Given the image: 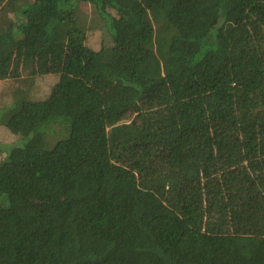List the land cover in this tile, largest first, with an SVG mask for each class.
Instances as JSON below:
<instances>
[{"label":"trees","instance_id":"trees-1","mask_svg":"<svg viewBox=\"0 0 264 264\" xmlns=\"http://www.w3.org/2000/svg\"><path fill=\"white\" fill-rule=\"evenodd\" d=\"M23 75L52 83L0 107V264H264V0H0Z\"/></svg>","mask_w":264,"mask_h":264},{"label":"rangeland","instance_id":"rangeland-1","mask_svg":"<svg viewBox=\"0 0 264 264\" xmlns=\"http://www.w3.org/2000/svg\"><path fill=\"white\" fill-rule=\"evenodd\" d=\"M79 13L83 17V25L87 27L86 43L91 47H98L104 41L105 28L100 18L92 11L89 3L82 2L79 4ZM52 83V76L46 77H28L20 76L17 78L0 79V107L9 105L12 100L20 96L30 95L33 98L44 97ZM63 128L53 130L50 136L51 143L57 138L64 136ZM13 136L0 124V141L10 142ZM3 155V153H1Z\"/></svg>","mask_w":264,"mask_h":264}]
</instances>
